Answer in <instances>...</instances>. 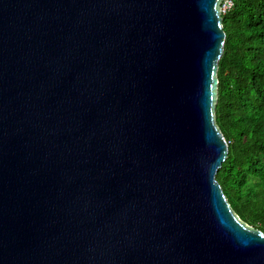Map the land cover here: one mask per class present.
<instances>
[{
  "label": "water",
  "instance_id": "1",
  "mask_svg": "<svg viewBox=\"0 0 264 264\" xmlns=\"http://www.w3.org/2000/svg\"><path fill=\"white\" fill-rule=\"evenodd\" d=\"M222 0H0V264H264L217 174Z\"/></svg>",
  "mask_w": 264,
  "mask_h": 264
},
{
  "label": "trees",
  "instance_id": "2",
  "mask_svg": "<svg viewBox=\"0 0 264 264\" xmlns=\"http://www.w3.org/2000/svg\"><path fill=\"white\" fill-rule=\"evenodd\" d=\"M222 24L214 116L228 157L217 181L241 222L264 233V0H234Z\"/></svg>",
  "mask_w": 264,
  "mask_h": 264
},
{
  "label": "built area",
  "instance_id": "3",
  "mask_svg": "<svg viewBox=\"0 0 264 264\" xmlns=\"http://www.w3.org/2000/svg\"><path fill=\"white\" fill-rule=\"evenodd\" d=\"M234 6V0H222L220 3V13L223 15L227 14L229 10H231Z\"/></svg>",
  "mask_w": 264,
  "mask_h": 264
}]
</instances>
